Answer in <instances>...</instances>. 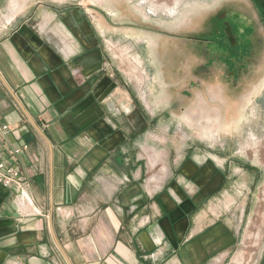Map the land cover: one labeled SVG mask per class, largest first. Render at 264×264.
I'll return each instance as SVG.
<instances>
[{
    "label": "crops",
    "instance_id": "0c3cea01",
    "mask_svg": "<svg viewBox=\"0 0 264 264\" xmlns=\"http://www.w3.org/2000/svg\"><path fill=\"white\" fill-rule=\"evenodd\" d=\"M12 1L0 0V151L25 184L0 182V264H264V245L255 260L253 251L237 257L259 166L188 150L167 170L141 141L142 120L156 117L146 104L163 90L166 103L182 99L177 114L197 94L233 120L264 68L239 85L216 69L214 82L201 79L202 96L194 66L159 64L156 43L147 95L136 76L148 69L141 56V64L120 62L83 4L40 24L21 11L28 0L15 14Z\"/></svg>",
    "mask_w": 264,
    "mask_h": 264
},
{
    "label": "rangeland",
    "instance_id": "374dc122",
    "mask_svg": "<svg viewBox=\"0 0 264 264\" xmlns=\"http://www.w3.org/2000/svg\"><path fill=\"white\" fill-rule=\"evenodd\" d=\"M16 1L25 4L26 0ZM154 1L162 3L165 0H28L29 4L24 9L21 8V11L25 16L34 15V19L43 24L44 21L53 20L57 10L64 11L67 8L77 7L78 3L83 4L93 20L95 29L103 36L107 46L109 44L108 47L114 49L112 52L119 57L120 62H126L131 66L134 62L141 64V60L137 59L141 56L144 67L148 69L146 73L136 76L139 77L138 80L146 81L143 90L149 95L152 85L149 79L153 76L148 65L154 59L152 55L156 53V43L160 37L170 34L174 38H181L185 35L180 32L182 27H188L190 31L194 20L201 18L205 22L211 14L229 7L231 9L229 11H233L238 8L232 6L234 3L245 0H177V4L173 5L171 10L159 7L156 11L153 9ZM174 1L176 0H167L170 3ZM121 9L129 10L126 16L132 15L133 19L122 17L119 13ZM16 12L15 10L13 14ZM7 14L6 12L5 15ZM210 36L211 34H206L203 37L206 43L212 40ZM129 50L131 52H128ZM120 51L123 55H120ZM161 62L162 59H158V63ZM130 65L126 66V70L130 69ZM248 91L242 97L245 99L242 103V116L230 120L219 119V108L214 102L210 105L207 102L202 103L197 94V97H191L189 100L191 108L189 110L187 108L186 111L190 114H187L188 112L177 114L175 110L182 107V99L166 103L163 90L162 96L158 94L159 96L151 98L150 104H146L149 108H146L147 111L156 117L153 118L152 124L147 126H144L146 122L142 120L143 140L141 141L143 145L148 141L150 147L157 149L155 153L159 160L161 159L158 161L162 167L165 165L167 170H170L173 161H180L188 150H191L192 155L200 156L202 159L208 155L224 156L227 159L231 156H243L240 158H245L259 166L260 180L254 187L252 212L247 226L242 231L243 240L237 253V257L242 259L253 251L255 260L264 245V76ZM201 100H204V97ZM159 104L164 108L153 109ZM201 105L199 111L197 107ZM187 115L191 117L188 119ZM152 154L153 151L149 150L147 154L149 160ZM150 167L152 170L155 168L154 174L160 172L161 165L157 167V163L153 165L151 162ZM148 176L151 174L149 173ZM150 181L158 182L160 177L152 175ZM247 197L246 195L243 200H247Z\"/></svg>",
    "mask_w": 264,
    "mask_h": 264
},
{
    "label": "flooded vegetation",
    "instance_id": "af4514ba",
    "mask_svg": "<svg viewBox=\"0 0 264 264\" xmlns=\"http://www.w3.org/2000/svg\"><path fill=\"white\" fill-rule=\"evenodd\" d=\"M177 2L154 1L153 9L171 10ZM234 5L238 8L233 11H229L230 7L223 8L211 14L205 22L201 18L194 20L190 31L188 27H182L180 32L185 35L181 38L165 34L166 37L157 40L160 59L163 55L167 66H171L172 61L183 60L194 66L191 81L200 88L202 96L201 79L214 82L218 73L216 69L221 67L228 69L233 84H250L261 78V73L255 69L264 68V0H245ZM127 11L121 9L119 13L132 20V15L126 16ZM245 14L248 15L247 21L243 17ZM206 34H211L209 43L203 38Z\"/></svg>",
    "mask_w": 264,
    "mask_h": 264
},
{
    "label": "built area",
    "instance_id": "2783aa9c",
    "mask_svg": "<svg viewBox=\"0 0 264 264\" xmlns=\"http://www.w3.org/2000/svg\"><path fill=\"white\" fill-rule=\"evenodd\" d=\"M1 131L8 132L9 125L6 124L2 126ZM0 182L8 187L17 184L20 191H22L25 184L19 170L13 164H10L7 161V159L3 156L1 151H0Z\"/></svg>",
    "mask_w": 264,
    "mask_h": 264
},
{
    "label": "bare ground",
    "instance_id": "6f19581e",
    "mask_svg": "<svg viewBox=\"0 0 264 264\" xmlns=\"http://www.w3.org/2000/svg\"><path fill=\"white\" fill-rule=\"evenodd\" d=\"M10 8H12V13L16 10V8H17V1H15V0H13L12 1V7H10ZM9 11H10V9H9ZM153 162V165H155L156 164V161H152ZM153 179H155V177H153ZM20 203V202H19ZM21 205V204H20ZM21 207V206H20Z\"/></svg>",
    "mask_w": 264,
    "mask_h": 264
},
{
    "label": "water",
    "instance_id": "95a60500",
    "mask_svg": "<svg viewBox=\"0 0 264 264\" xmlns=\"http://www.w3.org/2000/svg\"><path fill=\"white\" fill-rule=\"evenodd\" d=\"M1 76V75H0ZM2 78V76H1ZM2 80L4 81V79L2 78ZM4 83L6 84V82L4 81ZM7 85V84H6ZM38 128V127H37ZM38 130L40 131V133L45 137V135L43 134V132L38 128Z\"/></svg>",
    "mask_w": 264,
    "mask_h": 264
}]
</instances>
